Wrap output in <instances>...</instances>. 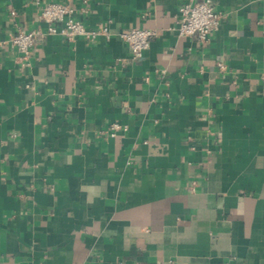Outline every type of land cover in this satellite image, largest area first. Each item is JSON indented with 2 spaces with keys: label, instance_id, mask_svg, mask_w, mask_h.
Returning a JSON list of instances; mask_svg holds the SVG:
<instances>
[{
  "label": "crops",
  "instance_id": "crops-1",
  "mask_svg": "<svg viewBox=\"0 0 264 264\" xmlns=\"http://www.w3.org/2000/svg\"><path fill=\"white\" fill-rule=\"evenodd\" d=\"M189 1L0 0V264H264V0H213L206 43ZM49 3L111 36L21 59Z\"/></svg>",
  "mask_w": 264,
  "mask_h": 264
},
{
  "label": "built area",
  "instance_id": "built-area-1",
  "mask_svg": "<svg viewBox=\"0 0 264 264\" xmlns=\"http://www.w3.org/2000/svg\"><path fill=\"white\" fill-rule=\"evenodd\" d=\"M180 36L196 37L201 43L209 41L210 35L216 31L221 23L222 14L216 9L213 0H190L179 9ZM74 9L63 3H49L41 11V19L46 24L45 30L20 31L14 35L9 44L21 54V59L28 60L31 49L50 35H62L67 40L76 38L94 40L98 37H110L108 27L102 29H89L82 22L73 17ZM157 29H133L121 33V38L131 49L134 60L142 57L152 40L158 37ZM220 68H224L219 64ZM127 125L114 123L111 127V136H116L121 130H127Z\"/></svg>",
  "mask_w": 264,
  "mask_h": 264
}]
</instances>
